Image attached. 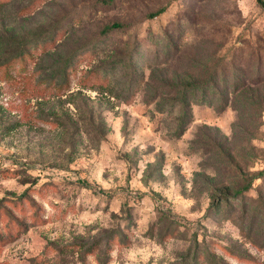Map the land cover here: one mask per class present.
Wrapping results in <instances>:
<instances>
[{
	"label": "rangeland",
	"instance_id": "1",
	"mask_svg": "<svg viewBox=\"0 0 264 264\" xmlns=\"http://www.w3.org/2000/svg\"><path fill=\"white\" fill-rule=\"evenodd\" d=\"M0 264H264L258 0H0Z\"/></svg>",
	"mask_w": 264,
	"mask_h": 264
},
{
	"label": "trees",
	"instance_id": "2",
	"mask_svg": "<svg viewBox=\"0 0 264 264\" xmlns=\"http://www.w3.org/2000/svg\"><path fill=\"white\" fill-rule=\"evenodd\" d=\"M258 2L260 3V5L262 6V7H264V0H258ZM159 13H160V11H157V12H155V13H152V14H150L149 15V17L150 18H154V17H156V16H158L159 15ZM120 28V26L118 25V24H112L110 27H107V28H105V29H103L102 30V34H106V33H108V32H110V31H112V30H116V29H119ZM28 47H30V45L28 46ZM28 47L25 49V50H20V53L17 55V56H14V58H12L10 61H12L13 59H15V58H19V57H21L22 55L24 56V55H26L27 54V51L26 50H29L28 49ZM22 56V57H23ZM9 61V62H10ZM9 62H7V64H9ZM6 65V64H5Z\"/></svg>",
	"mask_w": 264,
	"mask_h": 264
}]
</instances>
